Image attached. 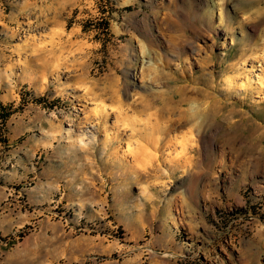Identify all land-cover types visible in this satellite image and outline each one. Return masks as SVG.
I'll return each instance as SVG.
<instances>
[{
  "label": "rangeland",
  "instance_id": "374dc122",
  "mask_svg": "<svg viewBox=\"0 0 264 264\" xmlns=\"http://www.w3.org/2000/svg\"><path fill=\"white\" fill-rule=\"evenodd\" d=\"M256 1L0 0V264H264Z\"/></svg>",
  "mask_w": 264,
  "mask_h": 264
},
{
  "label": "bare ground",
  "instance_id": "6f19581e",
  "mask_svg": "<svg viewBox=\"0 0 264 264\" xmlns=\"http://www.w3.org/2000/svg\"><path fill=\"white\" fill-rule=\"evenodd\" d=\"M256 2H258V1H256V0H242L241 7L237 8V11L243 10L242 8H244V7L248 8V9L252 8L256 4ZM204 15L206 17L207 16V12ZM209 19H210V17H209ZM261 20H263V18ZM261 20L256 21L254 24H256V25L260 24V23H257V22H259ZM232 23H233V20H229L228 24H227L228 26H227L226 29H227V31L229 33L234 31V27H233L234 23L233 24ZM173 24L175 25V22L172 20L171 21V25H173ZM257 26H259V25H257ZM253 36L254 35L245 34L244 36H242V39L238 41L239 42V46H240V59L241 60H244L245 58H247L248 54L250 52H252V55H251L252 59H250V60H252V62L254 61L253 56H254L255 52L257 53V51L259 50L260 44L256 41L257 40L256 37H253ZM238 42H235V43L238 44ZM263 50H264V46H263ZM211 58H213V57L209 56V57H207L205 59V61H204L205 65H208V64L210 65L212 63V59ZM234 68H235V65L229 66V68L225 67V72L233 71V70H235ZM212 72L215 73L214 71H210L209 72L210 76H211ZM210 82L213 83L212 78H211V80H205L206 84H210ZM259 82H260V86L264 87V77L259 78ZM229 86H230L229 89H231L232 88V83H229ZM239 88H240V90L238 89V91H240V92H242L243 90H253L252 86L249 83H247L246 85H241ZM186 91H188V90L185 89V88H180L172 96H167L166 98H164L165 99L164 103H162V105L164 104V106H162V108H161V112L163 113V115H165L166 112H168L167 114H170V115H171V113L172 114H181V115H183V116H181L179 118L178 122H175L173 124L172 127L170 126V127H166L164 129H162L163 131H165L167 136H169L175 130L177 131V129H179L181 127L184 128L185 125L187 126L188 124H191V126H192V124H193L192 123L193 122V120H192L193 117H192L191 114L193 113V115H194L196 110H193V108H195V107H193V104H192V107L189 108V106H191L192 101L194 102L195 99L193 98V100H192V96H190V94H192V92H190V91L186 92ZM225 106L226 105H224V107H222L221 110H224ZM185 108H187V109H185ZM191 120H192V122H191ZM183 124H184V126H183ZM189 194H190V192H189Z\"/></svg>",
  "mask_w": 264,
  "mask_h": 264
},
{
  "label": "trees",
  "instance_id": "16d2710c",
  "mask_svg": "<svg viewBox=\"0 0 264 264\" xmlns=\"http://www.w3.org/2000/svg\"><path fill=\"white\" fill-rule=\"evenodd\" d=\"M105 28L107 29L108 28V26L107 25H105ZM9 109L10 108H8V107H3V106H1V104H0V112L1 113H3V119H4V121L6 122V120H8L10 117H11V115L14 113V111H9ZM2 115V114H1Z\"/></svg>",
  "mask_w": 264,
  "mask_h": 264
}]
</instances>
